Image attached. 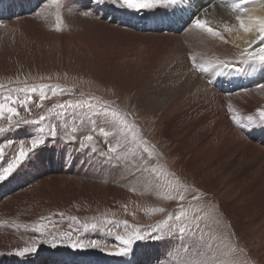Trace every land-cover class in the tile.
Listing matches in <instances>:
<instances>
[{
	"label": "rangeland",
	"instance_id": "obj_1",
	"mask_svg": "<svg viewBox=\"0 0 264 264\" xmlns=\"http://www.w3.org/2000/svg\"><path fill=\"white\" fill-rule=\"evenodd\" d=\"M6 1L0 0V5ZM104 1L114 10L119 8L111 4L110 0ZM59 2H63L61 10L69 11L73 20L65 27L66 29L62 26L65 19L61 11L58 16L53 17L51 13L35 15L32 12L20 16L18 14L16 15L18 23L11 27L7 26L9 28L6 30H3V25L0 27V84L5 85L4 89H0V100L9 94L25 95L12 90L36 87V92L29 93L33 96V103L29 105L30 111L20 108V115L33 120L43 114L45 119L40 122L43 123L45 130L48 131L50 126H54L53 123H60V126L56 124L55 127L57 134L63 137H67L66 133L71 132L72 127L77 128V131L72 133L76 137L75 141L60 138L67 142V147L72 148L69 154L71 158L65 161V166L68 165L69 169L73 164V167L67 169V176L59 174L57 177L77 179L72 175L81 174L86 178L89 175H96L93 182L97 183L103 180V176L112 175L111 177H116L117 180L136 179L139 182L132 184L133 186L127 185L128 189L124 188L126 192L122 189L125 194L122 193L121 196L107 194L95 188L77 190L75 185L66 188L61 182L56 183L57 187L52 183L44 186L43 192L37 194L34 189L51 177L50 173H38L33 176L34 178H26L32 179L31 181H23L24 178L18 176V180L13 183L14 190L7 193L8 184H11L9 181L13 175H17L19 167L7 180L0 182V264L10 263L7 262L9 257L14 258L12 264H55L59 260H63L65 264H122L121 261H126V255L114 256L108 253L124 246L117 236L128 238L137 231L144 239L134 240L131 250L138 251L141 246H145L147 252L145 259L152 257L155 264L159 262L191 264L193 260L200 261L201 264H264V240L262 243L258 242V238L264 237V228H261L264 224V213L262 215L260 212L264 205V185L257 186L259 179L261 183L264 182V175L244 179L245 174L241 173L237 179L231 177L233 180L229 181L227 178L228 182L233 181L234 184L237 180L240 181V186L232 188V185H228L231 192H234L227 197V207L223 208L222 202L217 198L220 193L216 195L207 192L204 189L205 184L201 187L197 185L196 174L186 167L188 162L186 159L193 154L192 149L186 148L183 149L186 150L185 153L180 152L181 146H178L177 138L172 136L171 127L166 125L168 120H159L158 117L161 110L174 105L176 86H180L186 79L183 77L184 74L181 75L177 71L176 66L183 69L185 65L210 89H215L214 85L219 80H231L241 84V89H237L240 90L241 98L245 103L251 99L250 102H253L254 106L234 110L225 99L227 97H224L222 104L225 113H228V120L227 116L225 119L244 137L264 148V139L258 142V137L251 135L258 131L264 133V125L257 123L250 127L241 126L247 125L248 122L244 119L246 116H255L258 109L264 108V93L260 94L262 91L257 87L259 84L249 86L253 84L252 77L257 73L239 72L237 69L242 67L241 65L228 63L238 60L244 49L238 53L239 47L235 43H225L220 38L211 37L204 32H201L199 39L195 38V35L192 37L188 35L189 39H180L187 30L191 31L188 22L171 33L172 36L167 35L170 32H151L145 29H139L141 31L139 33L129 30L133 33L131 34L115 25L104 30L102 26L94 24L98 22L109 24L107 20L98 19L97 15L89 10H86L88 15H85L81 5L70 8L68 1ZM52 8L55 10L57 3H47L38 13L49 9L53 13ZM120 9L128 16L126 20H130L132 14L151 15L159 7L151 9V13L147 10ZM159 12L163 11L159 9ZM154 18L155 14L151 19ZM10 21L12 20L6 22ZM33 22L45 24V28L42 29L45 35L40 34L41 31H36ZM76 22L88 26L73 28ZM57 25L60 31L56 30ZM63 38L65 41H61ZM191 54L196 57L197 67L193 66V62L189 63ZM217 61H224L228 66L208 67L207 63ZM200 64H207L204 66L208 67V70L199 71ZM166 66L173 74L165 73ZM143 68L148 69L150 75L144 77ZM41 85H55L69 91L44 101L43 107H36L35 105L39 103ZM197 86L195 82V89ZM248 90L256 93L252 94L250 91L245 97ZM162 93L166 96L158 103L156 100L154 103L151 102L152 97L156 98ZM133 101L142 106L134 104ZM87 102L95 105V109L67 108L69 103L86 105ZM59 103H64L65 108L57 107ZM105 106L119 112L122 117L126 116L136 131L123 134L118 132L110 122V113L109 118H106L101 112ZM240 106L242 105L235 104V107ZM234 116L239 120V124L233 119ZM208 117L206 115V119ZM164 121H167L166 124ZM78 122H81L82 126ZM92 123H96L97 129H93ZM32 125L39 127L40 123L21 125L19 129H13L9 128L6 120H0V127L6 129L0 132V149H3L0 165H5L6 161L11 160L24 140H31L34 129ZM11 130L19 133V137L3 138L2 134L12 133L9 132ZM101 130L109 134L105 136L101 134ZM89 134L94 137L91 143L83 141V137ZM73 142L77 147L70 146ZM109 142H115L113 147L116 148L115 153H109L113 157L111 162L101 155L108 152ZM145 147L147 151H144ZM92 148L96 151H92ZM72 153H76V157L72 156ZM262 161L260 160L259 165ZM78 163L82 167L89 165L85 175L82 174L83 169L75 172L74 166ZM137 184L147 189L142 191ZM101 186L111 189L115 183L113 185L111 181ZM28 189L35 195L31 198L21 197L27 192L29 194ZM149 194L151 200L147 202L144 197ZM227 209L234 216H242L241 224L229 218ZM252 215L258 216L257 219L253 221ZM42 217L49 218L52 223H49V220H41ZM73 217L79 223H76ZM106 221L116 222L119 227ZM37 223L48 224L44 233L35 231L34 225ZM93 223L97 225L95 229L89 227L86 230L82 227ZM238 226L243 228L241 236L236 230ZM181 227L190 230L183 238L179 233ZM93 230H98L101 236L112 233L113 237L107 236L104 239ZM65 232L71 233V239L60 241L58 247L52 248L46 243L54 235ZM70 242L85 244L96 242L99 247L74 250L67 246ZM259 244L261 248L258 247ZM31 245L37 247L35 253L26 254L24 257L10 254L18 248ZM254 246L257 248L254 249ZM3 248L7 249L1 250ZM133 251L130 256H134L135 264H139L140 257ZM193 255L195 257H192Z\"/></svg>",
	"mask_w": 264,
	"mask_h": 264
},
{
	"label": "bare ground",
	"instance_id": "obj_2",
	"mask_svg": "<svg viewBox=\"0 0 264 264\" xmlns=\"http://www.w3.org/2000/svg\"><path fill=\"white\" fill-rule=\"evenodd\" d=\"M62 1H68L69 2L68 5L70 8H72L71 6H73L74 8L77 7V5H81V7L84 9L85 12L86 10H89V12H91L92 14L97 15L98 19L107 20L109 24H105L101 22L94 24L95 26H102L104 30L110 29L111 25H115L119 28H124L125 30L122 31L126 33L130 32L131 34L133 33L129 30H132L134 33L135 32L139 33L141 32L139 29H145L151 32H158V31L159 32L165 31L164 33L170 32L167 33V35L172 36L171 33H174L176 30H179V28H182L184 24L188 22L189 19L193 16V14H199L201 18L211 21L212 27L217 28L218 30L221 31V34L223 35L227 43H235L239 47L238 53H241V51L248 46L249 42L252 43L253 47H259L261 45H264V41L257 40L259 34L255 30L249 33H245L239 27V22L235 19L237 13H234L230 7V4L233 2V0H188L187 3L178 5L179 7L178 6L172 8L159 7V9L163 12H159L158 9L157 11L155 10V12L153 11V13H151V10H147L148 12L151 13V15L132 14L130 20H126L128 16L124 12L122 13L120 8H116L114 10L111 8V6L106 5L104 0L103 2H99V0H62ZM50 2H53V0H44V1L43 0H7L2 5H0V18H1L0 27L3 25L4 27L3 30H6V28L8 29L13 24L18 23L19 21L18 18L16 17V15L18 14L20 16L23 13L30 14L32 12H34L35 15L51 13V16L53 17V16H58L60 14V11L63 15V19H65L63 21L62 26H64V28L66 26H69V23H71L73 20H71L70 18L71 13L69 11L61 10L63 2L57 3V8L55 10L54 8H52L53 13L50 11L51 8L48 11L45 10L38 13L44 5ZM37 7L40 8L36 9ZM244 7L247 9V11L241 13V15L246 21L248 20L249 17L264 19V0L262 1L254 0L253 3L245 5ZM201 9H203V11H201ZM73 11L75 10L73 9ZM159 13H162V15H160ZM154 14H155V18L152 20L151 17H153ZM2 18H4L3 21ZM67 19L69 21L66 22ZM7 20H12L10 22H13L14 20L15 21L13 23H10V22H6ZM75 20L78 21L77 19ZM33 23L35 24L33 26L36 29V31H41L42 33L40 34L45 35V32L42 30L43 28H45L44 26L45 24L43 23V25H41L35 22ZM226 25L231 27V31H224ZM87 26L88 25L85 23H77L75 26H73V28H78V27L86 28ZM125 27H127L128 30H126ZM35 29H32V31H35ZM188 35L191 37L195 35V38L199 39L201 35V31L191 28V31L188 32L187 30L186 34L181 36L182 38L180 39H186L188 38ZM61 41H65L64 38L61 39ZM221 41L224 42V40ZM190 57L192 58L191 60H189V63L193 62V58L196 60V57H194V55L192 56L191 54ZM176 68L177 71L181 73V75L184 74L183 77H185L186 79L180 86H176L175 103L173 106L166 107L160 111V115L158 114V117H160L159 120L162 119L168 120L167 124H166L167 121L164 122L168 127H171L170 132L172 136L177 138L178 146H181L180 152L185 153L186 150L183 149L186 148L192 149L193 154L191 155L190 153L191 157H187L186 161L188 162L186 163V167L196 174L195 181L198 183L197 185L201 187L205 184L204 189H206L207 192L210 191L216 193V195L220 193V195H217L218 196L217 198L222 202V207L226 208L227 207L226 202L228 200L227 197H229L234 192V191L231 192L230 190L231 187L229 189L228 185H232V188L236 186H240V181L238 180L236 181L237 183L235 182V184L233 181L228 182V180L229 181L233 180V178L231 177L237 179L238 174L241 173L245 174V176L243 177L244 179H249V177L252 178V176L257 177V175L259 176L264 175V148L258 143L253 142L248 138L244 137L241 132H238V130H236L229 124V122L227 121L228 113H225L224 104H222V100L224 99V97H227L225 99L227 100L229 105L233 107L232 109L234 110H236L237 108L238 109L252 108L254 106V103L250 102L251 99L249 100L248 98H247L248 102L247 103L244 102V100L240 96V90H237V89H241L240 86L241 84L239 83H234L231 80H219L214 85L215 89H210L206 86L207 84L204 85V82H202L201 79H199L200 77H198L193 71H190V69L187 66L184 65L182 69L181 66L177 65ZM142 70H143L142 75L144 77L150 75V71L148 69L143 68ZM165 70H166L165 72L166 74H173L172 71H169L168 67L165 68ZM253 73H257V74H254V76L252 77L253 84L249 86L257 85L260 83L264 84L263 81L264 71L257 70ZM195 82L198 84L197 89H195ZM165 83H167V81ZM199 84L202 86H200ZM249 86L248 88H250ZM216 88L218 90H216ZM165 90L168 91L169 89H165ZM250 91H252V94L256 93V91L253 92V90H248L244 96L247 97V95L250 94L249 93ZM260 91H262L260 92V94L264 93V89H260ZM130 94H132V92H130ZM165 96L166 95L162 93L161 96L157 95L156 98L152 97L153 99L151 98V102L154 103V100H156V102L158 103V101L164 98ZM133 102L136 105L139 104L136 101ZM235 104H240L242 106L235 107ZM206 115L209 116L207 119H206ZM225 116H227V120L225 119ZM63 121H65V119H63ZM42 122H40L39 127L32 125L34 127L32 138L42 135L44 136L45 144L40 145L36 150H34V152L30 153V158L26 159L25 162L20 166L17 175L16 174L13 175V177L10 179L9 182H11V184L10 185L8 184V188L6 189L7 193H11V191L14 190L13 183L16 180H18V176L23 177L24 178L22 179L23 181H31L32 179L28 180L26 178L29 179L34 178L35 177L34 175L38 173H45V174L50 173L51 177H48L46 180H44L42 185L34 189V191L37 192V194L43 192L42 189L44 186L47 187L51 183L52 185L56 186L57 182H61L66 188H69L70 185L72 186L75 185L77 187V190L79 189L90 190L92 188H95L97 190H102L107 194H114V195L119 194L121 196V194L124 193L126 189H128V187H126L127 185L130 184V186H133L132 184L135 185V183L139 182L136 179L120 180L119 178V180H117L116 177H111L112 175L103 176V180H100V182L97 183L93 182L95 180L96 175H89L87 176V178L86 176L84 177L81 176V174L72 175V177H75L77 179L57 177L56 175L59 174L67 176L68 165L67 167L65 166L66 165L65 161L68 158H71L69 154L72 148L67 147L68 146V144L66 145L67 142H63L62 139H60V138L67 139V137H63L57 134L55 139L51 140L52 137L48 135V131L45 130L43 133H40L38 129L40 127H44ZM56 124L60 126V123H53L54 126ZM78 124L81 125V122L80 123L78 122ZM92 125L94 126L93 129H97L96 123H92ZM101 127L103 128L104 125H102ZM181 129L183 130L180 131ZM102 132L103 131L101 130V134ZM18 134L19 133L15 131L12 133H4L2 135L3 138L15 139L19 137ZM263 134L264 133L258 131L256 134H251V135L252 137L256 135V137H258L257 138L258 142H261L264 139ZM56 139L57 141H54ZM103 139L105 140V137ZM22 143L25 147V150L31 148L30 140H24ZM113 143L115 142H109V145L111 146L112 144L113 147L114 145ZM70 146L73 148L77 147V145L74 144V142L71 143ZM50 149L52 151H50ZM72 156L76 157V153H72ZM181 158L183 159L186 157H181ZM260 160H263L261 165H259ZM71 167H73V164L71 165ZM88 168L89 165L87 164L83 167L82 165H80V163L75 164L74 166L75 172L77 173L80 172L81 169H83L82 172L83 175H85V171H87ZM91 170L93 171L92 168ZM111 181L113 185L115 183V186H113L111 189L107 188L106 186H101V185H106ZM258 183H259V185L257 184L258 187L264 185V182L261 183V179L258 180ZM136 186L139 187V189L141 188L140 190L142 191L147 189L146 187H141L140 184H137ZM33 195H35V193H33L32 190H29V194L27 192L25 194H22L21 197L31 198V196ZM14 197L15 196H13L12 198L14 199ZM144 198L147 202L151 200L150 194ZM121 199H123V197H121ZM29 200L31 201V199ZM260 210H261L260 211L261 214L263 215L264 205L260 208ZM227 213L229 214L230 219L236 221L235 223L239 222L241 224L242 216L240 215L234 216L233 214H231V212L228 209H227ZM257 217L258 216L254 215L252 217V220L253 219L256 220ZM261 228H264V224ZM236 230L238 235L241 236L243 231L242 226H238ZM93 231L94 232L97 231L96 234L98 236H101L98 234L100 233L98 230H93ZM107 236L113 237L112 233L101 237H104V239H106L105 237ZM263 240L264 237H261V239L258 238L259 243L260 242L262 243ZM258 247L261 248L260 244ZM253 248L255 249L257 248V246L256 247L254 246ZM5 249L7 248H3L1 250H5ZM132 251L133 250H131L128 253V255H126L125 257L126 261L125 260L123 262L121 261L122 264H135V257L130 256ZM133 252L134 253L137 252V255L140 257L141 262L139 264H155L154 258L151 257L150 259H145L147 254L145 250V246H141L138 249V251L134 250ZM194 255L192 257L196 256ZM13 259L14 258L9 257L7 262L10 263L8 264H12L14 262ZM55 264H65V262L63 260H59L56 261ZM159 264L161 263L159 262Z\"/></svg>",
	"mask_w": 264,
	"mask_h": 264
},
{
	"label": "snow or ice",
	"instance_id": "obj_3",
	"mask_svg": "<svg viewBox=\"0 0 264 264\" xmlns=\"http://www.w3.org/2000/svg\"><path fill=\"white\" fill-rule=\"evenodd\" d=\"M99 2H103V0H99ZM188 0H110V3L119 7V8H126L136 11H142V10H151L156 9L158 7H166V8H172L178 5H182L187 3ZM254 0H233V2L230 4V7L234 13H237L235 19L239 22V27L245 32L249 33L255 30L259 35L257 37L258 41H264V19L261 18H251L249 17L246 21L241 13H244L247 11V9L244 7L245 5H248L250 3H253ZM53 3H59V0H53ZM210 6V5H209ZM203 11V9H201ZM85 15H88V12H85ZM188 25L191 26V28L200 30L201 32L207 33L208 35L212 37H218L221 40H224L225 43L227 41L224 39L223 35L221 34V31L217 28L212 27L211 21L201 18L199 14H193V16L189 19ZM57 31H60L59 25H57L56 28ZM224 31H231V27L225 26ZM228 63H238L242 67L238 68L237 71L250 74L257 70L264 71V45H261L259 47H253L252 43L249 42L248 46L243 50V52L240 54V58L236 61H230ZM217 65H223L225 67L228 66L227 63L224 61H217L215 63H209L208 67H216ZM193 66L197 67L195 59L193 58ZM208 67H205L204 65H199L198 70L199 71H207ZM40 87V95L38 97L39 103H37L36 107H43L44 101L51 99L52 97L63 95L69 90L60 88L59 86L55 85H41ZM258 88L264 89V84L257 85ZM5 85L0 84V89H4ZM12 91L16 92H22L25 93L23 96H13L11 94L5 95L2 100H0V120H6L9 128L13 129H19L21 125H29V124H39L40 121H43L45 119L44 115L41 114L37 119L28 120L25 119L20 115V108H23L25 111H30L29 105L33 103V96L29 93H34L37 91L36 87L29 88H20L15 89ZM49 92L51 95H49ZM57 107L64 109L65 104L59 103ZM87 107L90 110L95 109V105H93L91 102H87L86 105L75 103L71 104L69 103L67 105L68 109H83ZM101 112L105 114L106 118H109L110 113V122L113 124L114 127H116L117 131L120 133L125 132H135L136 129L134 128V125H132L126 116H121L119 112L113 111L108 109L106 106L101 109ZM257 117L259 118V121H257ZM234 120L239 124V120L234 116ZM244 119L247 120V125H241L242 127H250L253 125H256L257 123L264 125V108H260L257 110L256 115H248ZM6 131L5 128L0 127V132ZM40 133H43L45 131L44 127H40L38 129ZM77 131L76 127H72L71 132L66 133V136L69 140L75 141L76 137L72 135V133H75ZM103 135L107 136L109 133L104 131L102 133ZM48 135L52 138H55L57 136V131L55 126H50L48 129ZM135 138V137H134ZM94 137L93 135H85L83 137V141H86L88 143H91L93 141ZM82 141V146H83ZM31 148L25 150V147L23 143H21L19 147V151L15 157H13L11 160L6 161L5 165H0V182L7 180L24 162L26 159L30 158V153L34 152V150L40 146L45 144L44 136H36L30 140ZM145 143L146 142H143ZM92 151H96L95 148H92ZM144 151H147V148H144ZM116 148L115 147H109L108 152L101 153L102 156H105L109 162L112 161L113 157L109 155V153H115ZM3 155V149H0V156ZM119 159V157H116ZM180 199H183V196L180 197ZM63 215L62 213L60 214ZM76 221V223H79L78 220H76L75 217L72 218ZM177 219H180V217H177ZM41 220H49V223H52V221L47 217H42ZM106 223L114 224V226L119 227V224L113 221H106ZM125 226H127V222L125 221ZM48 224L45 223H37L34 225L35 231L44 233L45 229H47ZM83 228L86 230L91 227L92 229H95L97 225L95 223L88 225H82ZM198 227V225H197ZM190 230L186 229L184 227H181L179 229V233L181 238H183ZM71 239V233L65 232L60 233L58 235H54L51 240L46 241L52 248H56L59 246L60 241L70 240ZM117 239L121 241L122 247H119L117 250L113 252H109V255L114 256H125L131 251V246L134 242V240H141L144 239L142 235H140L137 231V233L133 235H129L128 238H124L121 236H117ZM68 247L72 249H79V250H86L88 248H97L99 247L98 243L96 242H90L88 244H85L83 242H70L67 245ZM210 247V246H209ZM37 251V247L35 245L31 246H25L22 248H18L14 253L16 256L24 257L26 254L35 253ZM191 264H201L200 261L193 260L191 261Z\"/></svg>",
	"mask_w": 264,
	"mask_h": 264
}]
</instances>
